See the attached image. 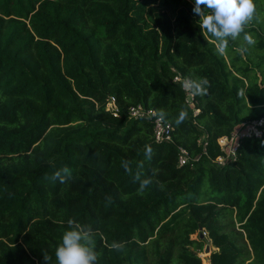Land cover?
<instances>
[{
    "label": "trees",
    "instance_id": "1",
    "mask_svg": "<svg viewBox=\"0 0 264 264\" xmlns=\"http://www.w3.org/2000/svg\"><path fill=\"white\" fill-rule=\"evenodd\" d=\"M193 2L0 0V264H57L69 219L91 226L96 264H203L207 242L209 264H264V135L214 162L219 137L264 116V0L224 54ZM176 75L206 77L207 95L192 105ZM138 104L166 113L172 141L128 116Z\"/></svg>",
    "mask_w": 264,
    "mask_h": 264
},
{
    "label": "clouds",
    "instance_id": "2",
    "mask_svg": "<svg viewBox=\"0 0 264 264\" xmlns=\"http://www.w3.org/2000/svg\"><path fill=\"white\" fill-rule=\"evenodd\" d=\"M192 12L199 17L200 27L213 37L218 44V52L224 54L228 47L229 38L237 39L244 32L245 25L253 20L256 14V4L254 0H194ZM244 40L248 45L256 43L253 36L244 34ZM241 54L247 51L246 48L238 50ZM182 87L194 98L196 96L207 95L210 83L206 77L185 78L182 81ZM159 120L163 121L166 113L159 110L153 113ZM187 119V111L181 109L175 124L179 126ZM144 155L150 160L153 155L151 145H145ZM125 171L130 173L132 169L129 161H122ZM71 178V172L68 167L56 171L51 179L59 180L61 183L65 179ZM134 179L140 182L139 191L143 192L152 180L144 178L141 180L140 173H136ZM125 247L124 242H113L109 248L116 251H122ZM95 241L93 239V230L90 225H80L74 220H68V230L62 236L61 242L55 249L57 264H96L97 253ZM51 260V257L44 255L45 264Z\"/></svg>",
    "mask_w": 264,
    "mask_h": 264
},
{
    "label": "built area",
    "instance_id": "3",
    "mask_svg": "<svg viewBox=\"0 0 264 264\" xmlns=\"http://www.w3.org/2000/svg\"><path fill=\"white\" fill-rule=\"evenodd\" d=\"M183 79L179 75L174 77V81L182 82ZM187 101L189 103L193 102V97L189 92L186 91ZM193 105V103H192ZM106 109L111 112L113 116L118 115V107L116 105V100L113 96H111L107 103ZM156 112L154 109L145 108L142 104L130 106L128 109V116L132 118H145L152 123L153 126V137L155 141H172V125L166 121L159 120L153 113ZM198 110L193 108V115H196ZM264 135V116L255 119L253 121L242 123L237 126L233 132H231L228 136H221L217 139V143L223 152V154L217 156L214 160L215 163L221 165L224 164L227 160H234L236 148L238 146L239 139L243 137H258L260 138ZM188 152L179 147V156H178V164L182 165L188 161ZM197 159V158H196ZM195 159V160H196ZM205 234V233H203Z\"/></svg>",
    "mask_w": 264,
    "mask_h": 264
},
{
    "label": "rangeland",
    "instance_id": "4",
    "mask_svg": "<svg viewBox=\"0 0 264 264\" xmlns=\"http://www.w3.org/2000/svg\"><path fill=\"white\" fill-rule=\"evenodd\" d=\"M193 236H195V235H193ZM210 245V244H209ZM211 246H210V251H211ZM209 255H210V253H207V252H205V250L204 249H202L200 252H199V256L202 258V262H203V264H209Z\"/></svg>",
    "mask_w": 264,
    "mask_h": 264
},
{
    "label": "water",
    "instance_id": "5",
    "mask_svg": "<svg viewBox=\"0 0 264 264\" xmlns=\"http://www.w3.org/2000/svg\"><path fill=\"white\" fill-rule=\"evenodd\" d=\"M203 236H204V234L200 233V238H202ZM204 250H205V252L210 253V246H209L208 242H207Z\"/></svg>",
    "mask_w": 264,
    "mask_h": 264
}]
</instances>
